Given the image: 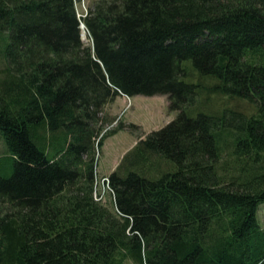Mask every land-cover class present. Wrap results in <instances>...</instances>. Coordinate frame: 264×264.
<instances>
[{
    "label": "trees",
    "instance_id": "1",
    "mask_svg": "<svg viewBox=\"0 0 264 264\" xmlns=\"http://www.w3.org/2000/svg\"><path fill=\"white\" fill-rule=\"evenodd\" d=\"M74 1L0 0V264H264V0ZM118 95L176 116L111 126ZM120 130L138 141L110 209L96 168Z\"/></svg>",
    "mask_w": 264,
    "mask_h": 264
},
{
    "label": "rangeland",
    "instance_id": "2",
    "mask_svg": "<svg viewBox=\"0 0 264 264\" xmlns=\"http://www.w3.org/2000/svg\"><path fill=\"white\" fill-rule=\"evenodd\" d=\"M92 2L93 0H75V10L77 15L79 17L85 16V9H88V7L92 5ZM81 32L84 33L85 29L81 30ZM85 34V40L80 37L81 41L84 45L90 46L91 40L86 32ZM7 35L8 34L6 32L0 34V70L6 67L5 51L9 43V38ZM6 78V73H0V81ZM105 111L109 116L114 118L111 126L116 125L118 120L127 125L133 124L139 126L140 131L146 134L152 130L163 127L176 116L175 112H170L168 110V101L165 95H136L132 97L118 95L111 104L106 106ZM42 129L43 128L41 127L40 131H42ZM138 132L139 130L135 132L120 130L114 136H110L104 141L101 152L102 154H100L99 158V165L98 168H96L98 173V183L95 186V189L98 193L102 191L104 192L105 202L102 203L110 209H113V198L109 192L104 191L107 183H100V176L111 172L116 168L120 162L119 157L123 152L126 153L131 149H129V146L132 142V139L137 138ZM4 149V143L0 140V157L4 154ZM3 166L4 164L0 163V176L3 175ZM6 169L8 170V168ZM151 172H153V174H158L156 171ZM257 219L260 225L264 224V203L260 204L258 207ZM126 264L133 263L126 262Z\"/></svg>",
    "mask_w": 264,
    "mask_h": 264
},
{
    "label": "crops",
    "instance_id": "3",
    "mask_svg": "<svg viewBox=\"0 0 264 264\" xmlns=\"http://www.w3.org/2000/svg\"><path fill=\"white\" fill-rule=\"evenodd\" d=\"M115 135V134H114ZM113 135V136H114ZM58 136H61V134L60 135H58ZM137 141H138V139L137 138H134V139H132V142H131V144H130V146H129V149L130 148H132L136 143H137ZM103 148V147H102ZM101 152H102V150H101ZM102 154V153H101ZM125 154V152H123L122 154H121V156L119 157V160H121V158L123 157V155ZM100 158V157H99ZM98 165H99V160H98V163H97V168H98ZM111 170H112V168H111ZM110 170V171H111ZM97 172V171H96ZM112 172V171H111ZM111 172H108V173H105V174H103V175H101L100 176V178H103V177H106V176H108V174L109 173H111ZM97 181H98V173H97ZM101 183V182H100ZM104 191H107V192H109L110 194L112 193L111 192V190H110V188L108 189V186H106L105 188H104ZM112 195V194H111ZM113 198V197H112ZM103 204V203H102ZM261 227L263 228L264 227V224H262L261 225Z\"/></svg>",
    "mask_w": 264,
    "mask_h": 264
},
{
    "label": "built area",
    "instance_id": "4",
    "mask_svg": "<svg viewBox=\"0 0 264 264\" xmlns=\"http://www.w3.org/2000/svg\"><path fill=\"white\" fill-rule=\"evenodd\" d=\"M106 179H102V181H105ZM96 201H103L104 202V199H103V193H97L95 194V198H94Z\"/></svg>",
    "mask_w": 264,
    "mask_h": 264
},
{
    "label": "bare ground",
    "instance_id": "5",
    "mask_svg": "<svg viewBox=\"0 0 264 264\" xmlns=\"http://www.w3.org/2000/svg\"><path fill=\"white\" fill-rule=\"evenodd\" d=\"M82 30H84V28H82ZM85 32L84 33H82V35H81V38L83 39V40H85ZM95 186H96V181H95ZM107 186H108V182H107ZM98 192L96 191V189L94 188V198H95V194H97ZM264 228V227H263Z\"/></svg>",
    "mask_w": 264,
    "mask_h": 264
},
{
    "label": "water",
    "instance_id": "6",
    "mask_svg": "<svg viewBox=\"0 0 264 264\" xmlns=\"http://www.w3.org/2000/svg\"><path fill=\"white\" fill-rule=\"evenodd\" d=\"M82 28H84V25L81 23L80 29L82 30ZM117 92L120 93L119 91H117Z\"/></svg>",
    "mask_w": 264,
    "mask_h": 264
}]
</instances>
